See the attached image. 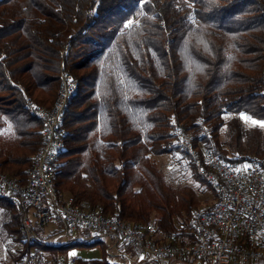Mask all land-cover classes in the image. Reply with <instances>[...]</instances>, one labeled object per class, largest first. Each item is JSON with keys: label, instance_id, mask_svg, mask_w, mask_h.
<instances>
[{"label": "trees", "instance_id": "16d2710c", "mask_svg": "<svg viewBox=\"0 0 264 264\" xmlns=\"http://www.w3.org/2000/svg\"><path fill=\"white\" fill-rule=\"evenodd\" d=\"M61 71L78 84L51 178L61 203L151 227L157 244L193 243L189 217L211 211L217 196L180 141L233 167L264 164V130L236 118L264 121V0H0V130L10 129L0 174L26 182L42 131L32 110L52 106ZM161 155L186 160L213 204L170 185L154 160ZM1 208L24 250L100 243L51 246L55 231L32 222L26 236L23 211L3 199Z\"/></svg>", "mask_w": 264, "mask_h": 264}, {"label": "built area", "instance_id": "2783aa9c", "mask_svg": "<svg viewBox=\"0 0 264 264\" xmlns=\"http://www.w3.org/2000/svg\"><path fill=\"white\" fill-rule=\"evenodd\" d=\"M77 88L75 78L61 71L52 106L33 108L32 114L41 123L42 131L26 182L0 174V199L23 211L26 236L34 222L56 232L51 246L61 240L86 244L114 239L133 257L146 258L156 264H187V261L257 264L264 261V164L250 162L247 165L251 167L246 170L245 166L233 167L210 150L203 149L199 153L186 139L180 141V150L217 196L211 211L194 212L189 217L188 226L194 231L193 243L175 244L168 238L157 244L147 236L151 227L107 217L99 205L82 209L71 199L59 202L51 178L62 147L60 134L65 113ZM237 168L241 171H234ZM14 264H79V259L51 260L28 249ZM126 264H130L128 259Z\"/></svg>", "mask_w": 264, "mask_h": 264}, {"label": "rangeland", "instance_id": "374dc122", "mask_svg": "<svg viewBox=\"0 0 264 264\" xmlns=\"http://www.w3.org/2000/svg\"><path fill=\"white\" fill-rule=\"evenodd\" d=\"M239 120L242 128L244 130H248L253 127H258L262 131L264 128L259 126H252L250 122H245L241 119V115L236 116ZM258 121V120H257ZM222 133V140H228V131L224 130ZM10 135V129L5 127L0 130V140L1 142H5ZM247 159L250 158L249 155L246 156ZM158 167L163 172L166 180L176 188L189 187L195 191L196 197L202 203V207L206 208L213 204L214 199L213 195L209 190H206L204 187H200L198 181L195 179L194 175L191 172L186 160L180 158L179 155H161L154 157ZM250 160V159H249ZM251 161L246 163L249 164ZM244 165V166H245ZM8 218L4 212V210L0 209V264H13L16 256L22 252L27 251L24 250L21 244L15 242L12 236L7 234V231L4 227L5 222H7ZM49 230L45 229L44 234H48ZM52 240V239H51ZM51 242V241H50ZM114 247L120 251L124 250L123 246L118 244L114 239L112 240ZM23 249V250H22ZM103 249L100 246L95 248H81V250H77L76 254L82 256L83 258H96L100 257ZM46 257V255H44ZM47 258V257H46ZM141 258V257H140ZM123 261V260H122ZM144 264H155L149 259H147ZM200 264V263H197ZM202 264V263H201Z\"/></svg>", "mask_w": 264, "mask_h": 264}, {"label": "crops", "instance_id": "0c3cea01", "mask_svg": "<svg viewBox=\"0 0 264 264\" xmlns=\"http://www.w3.org/2000/svg\"><path fill=\"white\" fill-rule=\"evenodd\" d=\"M45 229L49 230V232L54 231L52 228H45ZM99 242H100L99 244H96V245H94L92 247L71 248V249H69L66 252L61 253V254L55 253V251H54L53 255L48 253V254H46V257L48 259H51V257L53 256L55 260H61V261H68L71 257H77L79 259L80 263L81 262H88V261H91V260H96V261L106 260L109 264H126L127 263V259L130 261V264H144V262L147 260L146 258L133 257L130 254L129 250H127L125 248H123L124 250L118 251L114 247V244L112 243V240L105 239V240H101ZM65 243H67L66 240H61L56 245H62V244H65ZM97 246H100L103 249L102 254H101L100 257H96V258H85L84 257L83 258L82 256L76 254V251L77 250H81V248H86V249L90 248L91 249V248H95ZM197 263H200V262H198V261L188 262L187 261V264H197ZM161 264H165V263H161ZM238 264H246V263H241L240 262ZM257 264H264V261L261 260Z\"/></svg>", "mask_w": 264, "mask_h": 264}, {"label": "snow or ice", "instance_id": "6c2138e0", "mask_svg": "<svg viewBox=\"0 0 264 264\" xmlns=\"http://www.w3.org/2000/svg\"><path fill=\"white\" fill-rule=\"evenodd\" d=\"M132 24H133V22L129 21L128 24L125 25V27H131ZM229 59H233V57H229ZM241 119H243L245 122H250V124L252 126H259V127L264 128V121H257L255 119H253L251 116H247V115H244V114H241ZM248 167H251V166L250 165H245V170ZM234 171L239 172V171H241V169L237 168V169H234Z\"/></svg>", "mask_w": 264, "mask_h": 264}]
</instances>
